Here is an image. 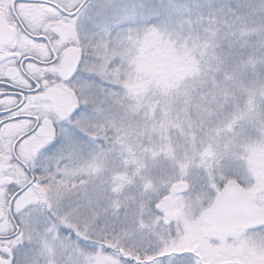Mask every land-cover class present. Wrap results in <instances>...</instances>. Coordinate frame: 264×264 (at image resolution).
<instances>
[{"label":"snow or ice","instance_id":"obj_1","mask_svg":"<svg viewBox=\"0 0 264 264\" xmlns=\"http://www.w3.org/2000/svg\"><path fill=\"white\" fill-rule=\"evenodd\" d=\"M0 264H264V0H0Z\"/></svg>","mask_w":264,"mask_h":264}]
</instances>
